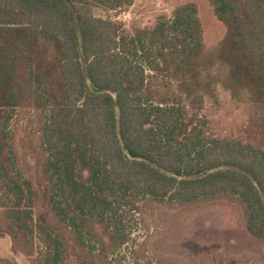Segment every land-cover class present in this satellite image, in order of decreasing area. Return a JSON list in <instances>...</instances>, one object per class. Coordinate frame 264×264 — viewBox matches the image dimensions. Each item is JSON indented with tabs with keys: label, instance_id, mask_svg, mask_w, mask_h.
<instances>
[{
	"label": "trees",
	"instance_id": "16d2710c",
	"mask_svg": "<svg viewBox=\"0 0 264 264\" xmlns=\"http://www.w3.org/2000/svg\"><path fill=\"white\" fill-rule=\"evenodd\" d=\"M205 1L259 144L211 134L201 114L213 89L195 3L128 30L93 7L133 0H0V235L31 264H123L129 245L133 264H177L135 240L134 212L226 198L264 242V0Z\"/></svg>",
	"mask_w": 264,
	"mask_h": 264
},
{
	"label": "rangeland",
	"instance_id": "374dc122",
	"mask_svg": "<svg viewBox=\"0 0 264 264\" xmlns=\"http://www.w3.org/2000/svg\"><path fill=\"white\" fill-rule=\"evenodd\" d=\"M190 2L198 6L204 26L206 48L202 77L213 89V94H206L201 114L210 122V133L259 144L262 134L252 122L254 106L243 91L235 98L227 87L230 69L218 54L224 28L220 21L212 19L211 6L205 0H133L130 5L117 10L94 6L93 13L132 30L134 26L144 27L161 19H170L179 6ZM19 115L25 116L23 112ZM233 201L226 198L184 211L159 207L145 215L147 226L141 222L142 216L134 212L133 237L140 243L147 236H154V246L165 256H173L177 264H228L231 256L238 259L237 264H264V242L249 233L243 209ZM40 210L39 215H46L44 203ZM36 243L47 244L46 239L38 238ZM131 247L122 250V255L126 256L123 264H133ZM0 257L14 258L19 264H31L26 256L14 249L7 234L0 235Z\"/></svg>",
	"mask_w": 264,
	"mask_h": 264
}]
</instances>
